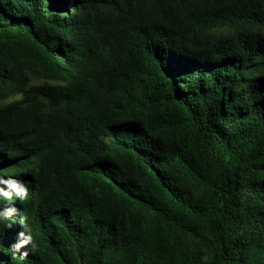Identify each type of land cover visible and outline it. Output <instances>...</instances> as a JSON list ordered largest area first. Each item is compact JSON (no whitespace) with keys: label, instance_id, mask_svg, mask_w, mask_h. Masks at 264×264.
Returning a JSON list of instances; mask_svg holds the SVG:
<instances>
[{"label":"trees","instance_id":"16d2710c","mask_svg":"<svg viewBox=\"0 0 264 264\" xmlns=\"http://www.w3.org/2000/svg\"><path fill=\"white\" fill-rule=\"evenodd\" d=\"M0 178V264H264V0H0Z\"/></svg>","mask_w":264,"mask_h":264},{"label":"clouds","instance_id":"9594fccd","mask_svg":"<svg viewBox=\"0 0 264 264\" xmlns=\"http://www.w3.org/2000/svg\"><path fill=\"white\" fill-rule=\"evenodd\" d=\"M0 184L3 185L0 186V196L11 200L13 198V193H15L16 197L21 201L28 198L29 190L24 182L12 178H0ZM15 212L16 209L7 208L2 213H0V215L5 216L6 218H10ZM25 219L26 218L24 217H21L20 219V223L23 226L24 231H21L19 233L17 243L13 246L17 251L28 245H31L33 249L36 248L34 238L31 235V228L26 224Z\"/></svg>","mask_w":264,"mask_h":264}]
</instances>
